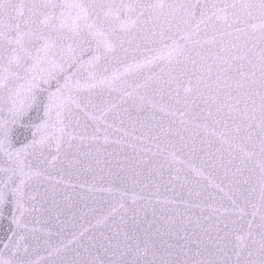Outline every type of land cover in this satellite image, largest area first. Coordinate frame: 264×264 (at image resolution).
Returning a JSON list of instances; mask_svg holds the SVG:
<instances>
[{
  "label": "snow or ice",
  "instance_id": "1",
  "mask_svg": "<svg viewBox=\"0 0 264 264\" xmlns=\"http://www.w3.org/2000/svg\"><path fill=\"white\" fill-rule=\"evenodd\" d=\"M18 124L30 138H18ZM108 129L131 136L115 142L137 157L157 158L158 175L174 169L178 179L182 164L231 208L215 209L216 223L195 239L158 249L165 233L142 227L139 213L131 226L124 216L108 226L127 194L110 186L97 190L120 200L90 211L99 212L92 227L112 234L85 228L65 242L69 221L44 182L57 163L72 169L91 157L83 149L102 130L109 143ZM116 175L139 183V171ZM5 208L13 227L0 238V264H264V0H0V218ZM45 212L57 222L46 233L55 244L30 226Z\"/></svg>",
  "mask_w": 264,
  "mask_h": 264
},
{
  "label": "water",
  "instance_id": "2",
  "mask_svg": "<svg viewBox=\"0 0 264 264\" xmlns=\"http://www.w3.org/2000/svg\"><path fill=\"white\" fill-rule=\"evenodd\" d=\"M117 54L122 56L119 51ZM157 116L161 117L162 114L157 113ZM32 118H35V113H32ZM163 118L165 120L170 119L168 117ZM24 123H28L27 117L24 119ZM125 127L128 125L126 124ZM91 131L92 129L89 128V132ZM129 131H131L130 128ZM99 135V142L91 143L88 148L83 149L84 151L90 150L92 152L91 157L82 158L81 164L72 169H69L66 163H57L51 171L53 179L44 182L50 190L55 191L58 207L54 211L62 213L61 220L69 221L66 230L63 232L65 242L72 240L73 232H80L85 228L89 229L86 236L98 237L101 233L112 234L109 227H92L96 223V216L99 215V212L90 211L94 207L107 209L112 203L120 200L118 192L97 190L107 189L110 186L116 190L126 189L127 194L123 199L124 209H121L119 214L109 218L108 226L118 228L121 216H124L131 226L132 218L139 213L142 227L147 228V221H152L153 231L160 227L165 233L163 236L157 233L155 237L158 249L161 243L166 247L168 243L173 245L184 244L186 241L182 238L185 237L195 239L201 234V228L207 229L216 223L219 213L215 209H220L223 212L224 208H231V203L224 196V193L219 192L215 187H210L207 180L194 176L190 170L184 168V165L177 166L181 169L179 173H176L178 179H172L174 169L164 170L158 175L153 167L155 165L156 168H159L156 163L157 158L144 152H141L137 157L136 152L128 148L126 142L123 145L115 142L117 140L130 141L131 136L125 137L123 132L108 129L107 135L110 142L105 144L103 142L104 131L102 130ZM17 136L23 141L25 138H30V131L18 124ZM133 142L139 145V141ZM97 148L100 149L99 152L96 151ZM134 157L137 159L146 158L148 162L136 164ZM97 159L103 160L104 163L98 166L96 164ZM192 162L197 167L202 166L199 159H194ZM88 165L91 166V170L83 171L82 169ZM121 167H123V171H121ZM108 169H111L113 175H109ZM137 171L140 172L138 184L127 181L121 183L116 175L118 173L119 177L129 175L135 177ZM204 171L207 175L211 169L205 166ZM218 175L222 176V173ZM61 178L63 182L57 184L56 180ZM215 182L220 183L219 178H215ZM89 186L93 187L92 191L88 190ZM41 190L43 191V189ZM133 194L138 197L135 201L131 198ZM69 204H71L70 208L68 207ZM45 207L47 208L48 205ZM50 216L51 218H49ZM46 218L47 223H45ZM227 218V215L220 217V219ZM56 223L54 215L45 212L40 216L39 224L33 219L30 226L44 229V231L35 234L40 239L41 244L45 240H51L55 244L60 237L55 234L49 237L46 233L48 230L58 231V228L54 227ZM11 227L13 226L10 224L9 209L5 208L4 216L0 218V238H3ZM169 229L172 230L171 233H169ZM76 250H78V244L73 242L64 255L71 258L75 255ZM160 250L162 251V249ZM38 255L46 256L47 254L41 248Z\"/></svg>",
  "mask_w": 264,
  "mask_h": 264
}]
</instances>
